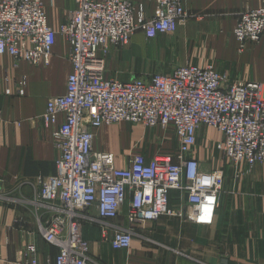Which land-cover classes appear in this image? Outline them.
<instances>
[{"label": "built area", "instance_id": "obj_1", "mask_svg": "<svg viewBox=\"0 0 264 264\" xmlns=\"http://www.w3.org/2000/svg\"><path fill=\"white\" fill-rule=\"evenodd\" d=\"M74 1L61 27L73 70L66 92L49 97L41 116L45 126L53 127L60 151L56 173L39 177L30 200L46 213L40 221L45 240L58 247L46 264H88L91 243L84 236L83 219L93 208L102 220L125 215L127 227L110 238L117 250L130 248L135 229L162 216L213 224L225 179L222 169H207V163L190 156L202 126L222 133L217 147L234 165L245 162L251 169L264 164V96L258 83L232 82L212 65L187 64L169 74L128 81L107 75L114 46L129 43L139 31L155 38L186 23L190 14L185 0H155L151 18L137 14L132 0ZM233 34L239 52L261 40L264 0L239 16ZM56 37L42 0H0V55H10L15 63L47 66ZM26 84V77L17 81L16 93L23 95ZM6 93L13 91L8 87ZM60 114L65 116L61 123ZM121 122L172 128L177 153L131 151L118 166L115 153L97 150L94 143L96 129ZM173 190L181 195L178 206L170 203ZM25 257L27 264H40L35 244L27 245Z\"/></svg>", "mask_w": 264, "mask_h": 264}, {"label": "crops", "instance_id": "obj_2", "mask_svg": "<svg viewBox=\"0 0 264 264\" xmlns=\"http://www.w3.org/2000/svg\"><path fill=\"white\" fill-rule=\"evenodd\" d=\"M42 1L48 23L57 32L50 64L15 63L10 55H0V264H27L25 251L30 243L37 247L40 264H46L48 258L54 259L58 253V247L48 243L40 229L46 213L37 211L30 200L38 191L39 177L56 173L60 151L53 127L45 126L41 116L49 97L66 92L73 70L70 44L61 27L76 4L74 0ZM132 1L138 5L137 14L142 11L147 18L153 16L155 0ZM262 2L185 0L190 14L186 23L172 34L147 38L140 32L127 46H114L107 58V75L128 81L133 75L124 79L125 73L151 68L147 62L158 52L173 50L172 63L168 61L161 73H172L187 64L212 65L232 82L258 83L264 96V36L239 52V42L233 34L239 16ZM144 37L152 40L150 44ZM132 57L139 59L132 62ZM23 77L27 84L25 93L19 95L16 82ZM8 87L12 94L6 93ZM64 120V114H60L59 123ZM95 133L97 150L110 151L116 156L119 149L125 155L134 150L132 134L122 124L106 125ZM197 136L198 139L204 136L209 147L223 138L218 130L203 126ZM172 148L170 153L176 154L178 139ZM212 151L198 145L190 156L207 163V169L217 168L208 162ZM124 164L117 160L118 166ZM231 166L223 169L227 177L211 225L162 216L136 228L130 248L117 250L110 238L116 230L127 227L125 215L102 220L95 208L90 209L83 219V233L91 243L88 264H264V165L249 169L241 162L238 167ZM180 197V192L171 191V205H180ZM103 230L107 231L106 237Z\"/></svg>", "mask_w": 264, "mask_h": 264}, {"label": "rangeland", "instance_id": "obj_3", "mask_svg": "<svg viewBox=\"0 0 264 264\" xmlns=\"http://www.w3.org/2000/svg\"><path fill=\"white\" fill-rule=\"evenodd\" d=\"M140 32L141 31H139L137 33H140ZM133 37L134 36H132L131 40L133 39ZM131 40L129 41V43L131 42ZM144 41L146 43L150 44V42L152 40L146 39L144 37ZM129 43H127L123 46H127ZM123 46H117V47H123ZM173 55H174L173 50L160 51V52H158V54H156L154 56L153 60L150 63L147 62V64H151V68L144 69V70L143 69H140V70L135 69L133 71L125 73L126 76H122V78L125 79V78H127V76L129 77L130 75L141 76V75H151L153 73H161L163 70L162 68L165 66V64H169L168 61L170 63H172L171 58L173 57ZM109 56H110V54H109ZM131 59H132V62H135V61L137 62L139 58L136 59V57H132ZM142 60H143V58H142ZM128 61H130V59H128ZM123 62H124V64L127 63V61H125V60ZM143 63L146 64L145 59L143 60ZM119 124H122L124 127L126 126L127 131L132 134L131 142L135 144L133 151L142 152V153H145L147 155H154L158 152H166V153L170 154L171 150L173 149L172 148L173 142L176 141V139H178L176 136V132L172 128H168L166 130L162 129L160 127L148 128V127L143 126L142 124H136V123H132V122H121V123H117V124H113V125H119ZM203 127H208V128L213 129L212 127H209V126H203ZM204 138L205 137L203 136V137H200L199 139H197V144L193 148L198 147V145H199L201 147H205L206 149L207 148L212 149L213 151L210 153L211 156L208 157V160H210V161H208V162L214 163L215 164L214 166H216L217 168L222 169V170L225 169L224 167L226 165H230V166L232 165L231 167L234 166V168L239 166V165L238 166L234 165L233 163H231L226 158V156L223 154V152L220 149H218L217 144H216L217 142L213 145V147H209L206 144V141ZM117 160H120L123 163L125 161V153H123V151L121 149H119L117 151ZM262 165H264V164H262ZM247 167H249V166L247 165ZM233 176H234V174H233ZM225 177H227V175L224 174V179H225ZM225 181H226V179H225ZM30 244H34V243H30Z\"/></svg>", "mask_w": 264, "mask_h": 264}]
</instances>
